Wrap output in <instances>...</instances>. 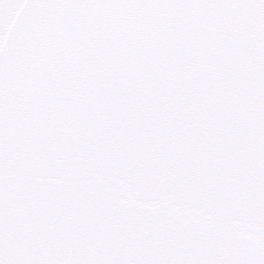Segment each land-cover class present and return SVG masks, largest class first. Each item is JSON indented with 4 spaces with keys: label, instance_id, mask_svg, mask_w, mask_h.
<instances>
[{
    "label": "snow or ice",
    "instance_id": "1",
    "mask_svg": "<svg viewBox=\"0 0 264 264\" xmlns=\"http://www.w3.org/2000/svg\"><path fill=\"white\" fill-rule=\"evenodd\" d=\"M0 264H264V0H0Z\"/></svg>",
    "mask_w": 264,
    "mask_h": 264
}]
</instances>
